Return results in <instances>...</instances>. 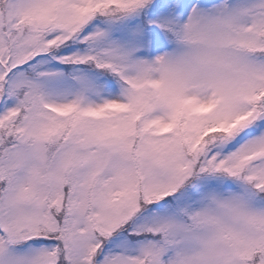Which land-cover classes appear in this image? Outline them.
Segmentation results:
<instances>
[{
  "label": "snow or ice",
  "instance_id": "1",
  "mask_svg": "<svg viewBox=\"0 0 264 264\" xmlns=\"http://www.w3.org/2000/svg\"><path fill=\"white\" fill-rule=\"evenodd\" d=\"M0 264H264V0H0Z\"/></svg>",
  "mask_w": 264,
  "mask_h": 264
}]
</instances>
